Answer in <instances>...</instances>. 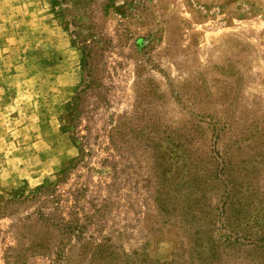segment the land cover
I'll return each mask as SVG.
<instances>
[{
	"label": "rangeland",
	"instance_id": "374dc122",
	"mask_svg": "<svg viewBox=\"0 0 264 264\" xmlns=\"http://www.w3.org/2000/svg\"><path fill=\"white\" fill-rule=\"evenodd\" d=\"M51 4L52 0H0V264H55L50 255L35 252L29 236L16 233L12 222L22 209L10 206L4 211L3 202L57 178L77 155L62 128L67 122L65 103L79 81V55ZM101 4L110 7L104 15L98 9L93 17L105 33L115 37L121 30L127 37L121 47L105 54L107 66L115 67L109 112L130 111L135 70L131 40L143 37L149 40L144 75L157 96L151 109L162 123L179 128L191 115H214L234 127L244 123L253 132H264V0L95 3ZM106 114L98 107L88 123L82 122L88 127L90 155L73 170L68 183L86 185L89 202H112L104 233L110 226L130 224L123 227L120 239L125 250L145 244L152 260H166L176 244L175 228L168 223L143 228V213L152 207L150 174L138 154L108 149ZM205 135L212 142L209 132ZM227 143L220 135L215 147L221 150ZM112 182L114 194L105 189Z\"/></svg>",
	"mask_w": 264,
	"mask_h": 264
},
{
	"label": "trees",
	"instance_id": "16d2710c",
	"mask_svg": "<svg viewBox=\"0 0 264 264\" xmlns=\"http://www.w3.org/2000/svg\"><path fill=\"white\" fill-rule=\"evenodd\" d=\"M96 1L52 0L53 12L79 55V81L65 103L67 122L62 128L77 155L57 178L3 202L4 211L10 206L22 209L12 222L16 233L29 236L35 252L50 255L55 264H264V139L259 140L263 130L253 132L244 123L234 127L214 115H191L179 128L162 123L151 109L157 96L144 75L149 40L143 37L131 40L135 70L130 111L109 112L115 67L107 66L105 54L121 47L127 37L121 30L115 37L105 33L93 15L98 9L104 15L110 5L98 7ZM98 107L108 116V149L138 154L147 165L154 189L152 207L143 213V228L165 223L175 228L176 244L166 260H152L145 244L125 250L120 239L123 227L130 224L110 226L104 233L112 202H89L86 185L68 183L73 170L90 155L88 127L82 122L88 123ZM205 118L208 122L200 121ZM220 135L228 143L218 150ZM115 184L105 189L114 194Z\"/></svg>",
	"mask_w": 264,
	"mask_h": 264
}]
</instances>
